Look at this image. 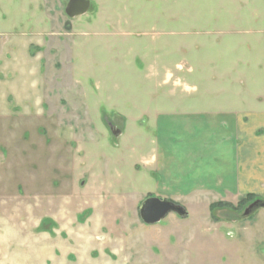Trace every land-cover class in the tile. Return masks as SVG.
Returning <instances> with one entry per match:
<instances>
[{
  "label": "rangeland",
  "instance_id": "obj_1",
  "mask_svg": "<svg viewBox=\"0 0 264 264\" xmlns=\"http://www.w3.org/2000/svg\"><path fill=\"white\" fill-rule=\"evenodd\" d=\"M90 1L70 19L69 0H0V238L24 257L44 233L77 260L264 264V197L179 191L143 162L157 115L211 116L231 80L264 109V0ZM148 198L188 216L147 226Z\"/></svg>",
  "mask_w": 264,
  "mask_h": 264
},
{
  "label": "crops",
  "instance_id": "obj_2",
  "mask_svg": "<svg viewBox=\"0 0 264 264\" xmlns=\"http://www.w3.org/2000/svg\"><path fill=\"white\" fill-rule=\"evenodd\" d=\"M231 81L229 84L235 85L233 94L225 100L218 98L211 116L201 112L157 115V124L162 120L161 125L156 126V133L163 132V142L159 144L161 138L158 139L159 155L143 162L145 166L155 163L154 175L158 181L173 183V189L190 190L199 196L264 197V109L261 105L250 107V99L242 92L244 82ZM216 83L222 84V81ZM255 100L256 104L264 101L262 98ZM172 129L177 130V137L170 140L168 134L174 132ZM47 219L55 221L54 217ZM40 234L32 244L36 246L35 252L39 251L35 256L25 257L13 254L11 238L4 234L0 238V264H116L110 258L94 261L92 254L83 255L80 249L77 260L71 254L69 240ZM16 241L14 247L24 244L21 239ZM90 244L82 246L86 245L89 250Z\"/></svg>",
  "mask_w": 264,
  "mask_h": 264
},
{
  "label": "water",
  "instance_id": "obj_3",
  "mask_svg": "<svg viewBox=\"0 0 264 264\" xmlns=\"http://www.w3.org/2000/svg\"><path fill=\"white\" fill-rule=\"evenodd\" d=\"M91 8L90 0H70L65 13L68 18L75 19L86 15ZM113 134H118L115 129ZM176 214L180 218H186V209L176 203L159 198H148L143 201L139 208V216L143 224L153 226L161 223L168 215Z\"/></svg>",
  "mask_w": 264,
  "mask_h": 264
},
{
  "label": "trees",
  "instance_id": "obj_4",
  "mask_svg": "<svg viewBox=\"0 0 264 264\" xmlns=\"http://www.w3.org/2000/svg\"><path fill=\"white\" fill-rule=\"evenodd\" d=\"M254 196H246L245 197V199H251V198H253ZM241 203H243V201L241 202ZM216 205V204H215ZM217 207H221V206H224L223 204H221V203H219V204H217L216 205Z\"/></svg>",
  "mask_w": 264,
  "mask_h": 264
},
{
  "label": "flooded vegetation",
  "instance_id": "obj_5",
  "mask_svg": "<svg viewBox=\"0 0 264 264\" xmlns=\"http://www.w3.org/2000/svg\"><path fill=\"white\" fill-rule=\"evenodd\" d=\"M70 1V0H69Z\"/></svg>",
  "mask_w": 264,
  "mask_h": 264
}]
</instances>
